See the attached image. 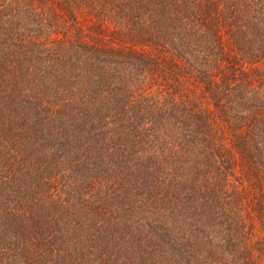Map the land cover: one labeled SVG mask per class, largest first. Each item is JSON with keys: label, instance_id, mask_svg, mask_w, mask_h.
<instances>
[{"label": "trees", "instance_id": "trees-1", "mask_svg": "<svg viewBox=\"0 0 264 264\" xmlns=\"http://www.w3.org/2000/svg\"><path fill=\"white\" fill-rule=\"evenodd\" d=\"M0 264H264V0H0Z\"/></svg>", "mask_w": 264, "mask_h": 264}]
</instances>
